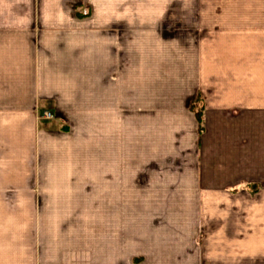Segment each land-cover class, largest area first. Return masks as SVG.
<instances>
[{"label": "crops", "instance_id": "obj_1", "mask_svg": "<svg viewBox=\"0 0 264 264\" xmlns=\"http://www.w3.org/2000/svg\"><path fill=\"white\" fill-rule=\"evenodd\" d=\"M0 264H264V0H0Z\"/></svg>", "mask_w": 264, "mask_h": 264}, {"label": "rangeland", "instance_id": "obj_2", "mask_svg": "<svg viewBox=\"0 0 264 264\" xmlns=\"http://www.w3.org/2000/svg\"><path fill=\"white\" fill-rule=\"evenodd\" d=\"M193 113H199L200 115H201V103H200V100H198V99H195L194 101H193ZM191 105V104H190ZM53 113V112H52ZM39 119H41V120H46V121H55L56 120V116H55V114L53 113L52 114V118H50V119H43L42 117H41V113H40V115H39ZM136 166H140V164H136ZM122 224H125V223H122Z\"/></svg>", "mask_w": 264, "mask_h": 264}, {"label": "trees", "instance_id": "obj_3", "mask_svg": "<svg viewBox=\"0 0 264 264\" xmlns=\"http://www.w3.org/2000/svg\"><path fill=\"white\" fill-rule=\"evenodd\" d=\"M191 110L193 111V104L191 103L190 105ZM195 117L199 126V132H201L202 128H201V115L199 113H195Z\"/></svg>", "mask_w": 264, "mask_h": 264}, {"label": "built area", "instance_id": "obj_4", "mask_svg": "<svg viewBox=\"0 0 264 264\" xmlns=\"http://www.w3.org/2000/svg\"><path fill=\"white\" fill-rule=\"evenodd\" d=\"M52 114L53 113L51 111L45 110V111L41 112V117L43 119H50V118H52Z\"/></svg>", "mask_w": 264, "mask_h": 264}]
</instances>
